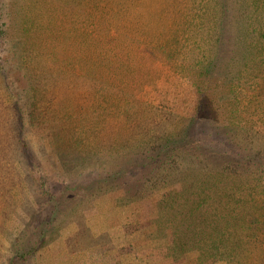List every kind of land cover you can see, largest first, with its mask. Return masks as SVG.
Instances as JSON below:
<instances>
[{"label":"trees","instance_id":"16d2710c","mask_svg":"<svg viewBox=\"0 0 264 264\" xmlns=\"http://www.w3.org/2000/svg\"><path fill=\"white\" fill-rule=\"evenodd\" d=\"M105 30L114 33L107 66L130 71V51L134 55L138 47L161 64L156 76L168 92L189 95V126L161 132L151 148L133 144L146 158H129L116 174L59 194L48 221H38L39 234L45 236L49 220L59 216L57 233L71 219L80 229L73 248L98 240L83 224V208L118 181L108 191L130 203L123 232L138 234L131 246L150 248L156 264H264V0H0V47L16 34L26 52L44 62L59 61L57 40L105 38ZM112 41L120 48L114 50ZM30 78L25 87L36 106L42 81ZM118 80L102 78L93 88L107 96L129 91L113 88ZM80 114L69 116L68 126H85ZM198 120L203 126H194ZM4 200L0 229L5 207L14 205ZM28 251H18L8 264H21Z\"/></svg>","mask_w":264,"mask_h":264},{"label":"rangeland","instance_id":"374dc122","mask_svg":"<svg viewBox=\"0 0 264 264\" xmlns=\"http://www.w3.org/2000/svg\"><path fill=\"white\" fill-rule=\"evenodd\" d=\"M107 32L105 38L88 41L85 36L57 40L58 62L30 56L16 34L0 47V205L6 204L4 198L14 204L5 207L9 213L0 229V264H8L21 250H29L21 264H156L150 248L138 251L131 246L138 234L123 232L132 214L130 203L108 191L118 181L98 191L83 208V224L98 240L73 248L80 229L71 219L57 233L59 216L49 220L51 230L45 236L39 234L41 222L37 230L38 221H48V209L59 194L86 187L96 176L116 174L129 158H146L139 146L131 148L133 144L141 141L151 148L161 142V132L189 126L184 109L189 95L168 92L156 76L161 64L140 55L138 47L134 55L130 51V71L117 69L119 60L110 64L116 69L107 66L108 42L114 34ZM112 42L114 50L120 48ZM29 76L33 82L34 77L42 81L35 91L36 106L30 104L33 91L25 87ZM116 76L122 82L112 87L129 91L122 94L118 89L107 96L104 89L93 88L104 83L102 78ZM19 112L21 126L16 122ZM79 113L85 126H68V117ZM91 121L96 126H87ZM199 121L194 126H203ZM93 155L98 159L92 161ZM2 228H8L6 236Z\"/></svg>","mask_w":264,"mask_h":264}]
</instances>
